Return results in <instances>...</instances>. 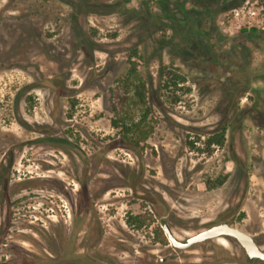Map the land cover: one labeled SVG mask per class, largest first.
I'll return each mask as SVG.
<instances>
[{
	"label": "rangeland",
	"instance_id": "374dc122",
	"mask_svg": "<svg viewBox=\"0 0 264 264\" xmlns=\"http://www.w3.org/2000/svg\"><path fill=\"white\" fill-rule=\"evenodd\" d=\"M169 2L0 0V264H92L98 244L95 264H264L234 238L158 233L228 222L264 250V0H185L186 20ZM129 60L144 139L111 124L113 103L144 108L118 104Z\"/></svg>",
	"mask_w": 264,
	"mask_h": 264
},
{
	"label": "trees",
	"instance_id": "16d2710c",
	"mask_svg": "<svg viewBox=\"0 0 264 264\" xmlns=\"http://www.w3.org/2000/svg\"><path fill=\"white\" fill-rule=\"evenodd\" d=\"M158 1H160V3L158 4L161 9L167 8L168 4L170 3L169 0H158ZM171 1H173L171 3H173L174 7H177L178 5L179 8L181 9L180 11H181L182 19L186 20L187 18H189L190 14L188 10L184 9L182 6L185 0H171ZM196 1L198 2V6H201L200 7L201 11H203V9L205 10L212 6L215 8L214 9L215 13H221L229 8H234V7L241 5L246 0H196ZM162 5L166 7H163ZM202 13H205L208 15V12L206 11ZM198 16L199 15H197L196 17ZM249 29L250 31H255V28L253 27ZM133 55L139 58H142V56L137 54L136 50L133 52ZM179 79L180 81L183 80V78H179ZM118 82L121 83L124 88L130 89L129 96L121 97V96H118L117 94L118 104L119 105L131 104L141 109L143 107L144 108L140 116L138 115L137 117L133 118L132 116L128 114V112L122 113V111H120L119 113V111H117V108L113 103V106H112L113 112L114 114L115 113L117 114V118H113L111 120V124L115 128L122 127L121 132H126V133L131 132V134L135 132L136 134H138V139H144L146 137L147 131H144V128L142 127L141 124L145 120L146 114L148 111L147 107L145 106V83L146 81H145L144 75H142V73L139 71L138 65H136L135 61L129 60V68L127 69L126 74L121 79H119ZM110 92L112 94L114 92L113 89H111ZM227 125L228 124L221 125L217 129V131H215L214 133L211 132L209 135H207V138L205 140L206 144L207 145L214 144L217 146L221 145L225 140V133H226ZM128 223L130 224L136 223V226L138 227L143 223L142 217L140 215L132 216L128 220ZM158 233L160 236H163V231L161 229L158 230Z\"/></svg>",
	"mask_w": 264,
	"mask_h": 264
},
{
	"label": "water",
	"instance_id": "95a60500",
	"mask_svg": "<svg viewBox=\"0 0 264 264\" xmlns=\"http://www.w3.org/2000/svg\"><path fill=\"white\" fill-rule=\"evenodd\" d=\"M162 228L164 234L170 241L171 245L179 248L185 249L189 248L194 243L205 242L209 239H214L218 237H231L234 238L244 249L247 257L249 259H261L264 260V251L255 241L254 237L249 233L227 223L220 222L214 225H211L205 229H202L188 237L185 240H178L167 227L163 224Z\"/></svg>",
	"mask_w": 264,
	"mask_h": 264
},
{
	"label": "flooded vegetation",
	"instance_id": "af4514ba",
	"mask_svg": "<svg viewBox=\"0 0 264 264\" xmlns=\"http://www.w3.org/2000/svg\"><path fill=\"white\" fill-rule=\"evenodd\" d=\"M13 221H15L14 220V217H12L11 216V214L9 215V217H8V223L10 224V225H12L13 224ZM18 221H20V219H18ZM218 223H220V222H218ZM228 223V222H227ZM163 224H165V223H162V225ZM217 224V223H216ZM162 225H161V227H162ZM166 225V224H165ZM214 225V224H213ZM211 226V225H210ZM168 227V226H167ZM209 227V226H208ZM10 228H12V226H10ZM9 228V229H10ZM169 228V227H168ZM207 228V227H206ZM162 229V231H163V234H164V230H163V228H161ZM205 229V228H204ZM171 231V230H170ZM173 234V233H172ZM165 235V234H164ZM166 236V235H165ZM252 236V235H251ZM167 238V237H166ZM228 238H231V237H228ZM168 239V238H167ZM255 239V238H254ZM179 240V239H178ZM185 240V239H184ZM169 241V240H168ZM181 241H183V240H181ZM255 241H256V239H255ZM257 242V241H256ZM201 243V242H200ZM171 244V243H170ZM194 244H196V243H194ZM258 244V243H257ZM3 245H6V242L5 243H3ZM259 245V244H258ZM98 246H101L100 248H97L96 250L95 249H88V251H90V252H88V256H87V259H88V261H92V264H95L96 263V261H98V262H102L103 260H105L104 258H105V254H104V250H103V246L101 245V244H98ZM173 246V245H172ZM192 246V245H191ZM190 246V247H191ZM241 246V245H240ZM94 247V246H93ZM173 247H175V246H173ZM242 247V246H241ZM175 248H177V247H175ZM186 249V248H185ZM243 249V248H242ZM263 250V249H262ZM243 251H244V249H243ZM264 251V250H263ZM244 253H245V251H244ZM245 256H246V259H247V261H264V260H261V259H249L248 257H247V255H246V253H245Z\"/></svg>",
	"mask_w": 264,
	"mask_h": 264
},
{
	"label": "built area",
	"instance_id": "2783aa9c",
	"mask_svg": "<svg viewBox=\"0 0 264 264\" xmlns=\"http://www.w3.org/2000/svg\"><path fill=\"white\" fill-rule=\"evenodd\" d=\"M234 11L237 13L238 10H234ZM251 13L253 14V12H251Z\"/></svg>",
	"mask_w": 264,
	"mask_h": 264
}]
</instances>
